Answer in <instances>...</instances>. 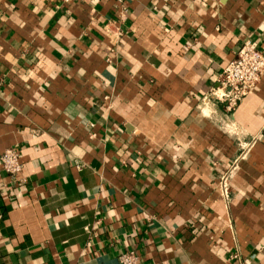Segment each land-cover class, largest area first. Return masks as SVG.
<instances>
[{"label": "crops", "instance_id": "1", "mask_svg": "<svg viewBox=\"0 0 264 264\" xmlns=\"http://www.w3.org/2000/svg\"><path fill=\"white\" fill-rule=\"evenodd\" d=\"M247 40L264 0H0V264H264V75L214 95Z\"/></svg>", "mask_w": 264, "mask_h": 264}, {"label": "built area", "instance_id": "2", "mask_svg": "<svg viewBox=\"0 0 264 264\" xmlns=\"http://www.w3.org/2000/svg\"><path fill=\"white\" fill-rule=\"evenodd\" d=\"M75 0H60L64 5H68ZM121 2L122 0H117ZM109 33V30L107 29ZM121 31L114 33L112 38L115 39V48ZM262 75H264V52L253 47L252 43L247 40L239 46L234 57L222 68L217 82L216 90L220 91L217 99L223 103L227 112L234 111L240 104L241 100L258 84ZM245 148V144L241 145ZM0 163L3 171L14 181L23 182L19 178L21 173V163L17 150L8 148L0 157ZM236 169L235 162L229 169L218 177L216 189L224 200L228 199L229 180L232 178ZM118 264H138V256L134 251H123L118 256Z\"/></svg>", "mask_w": 264, "mask_h": 264}]
</instances>
